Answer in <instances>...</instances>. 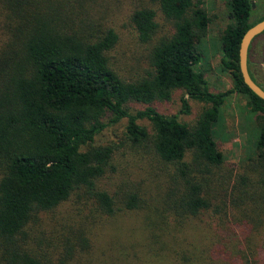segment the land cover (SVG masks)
Wrapping results in <instances>:
<instances>
[{
    "label": "trees",
    "instance_id": "obj_1",
    "mask_svg": "<svg viewBox=\"0 0 264 264\" xmlns=\"http://www.w3.org/2000/svg\"><path fill=\"white\" fill-rule=\"evenodd\" d=\"M251 1L226 0L232 87L213 92L199 66L205 0H131L134 75L113 62L121 36L107 12L120 0H0V264H264V100L239 69L241 38L264 18ZM177 91L180 113L204 104L192 124L154 106ZM234 93L251 127L249 163L232 174L214 135ZM123 119L120 141L98 140ZM125 148L148 155L150 181L117 179Z\"/></svg>",
    "mask_w": 264,
    "mask_h": 264
},
{
    "label": "rangeland",
    "instance_id": "obj_2",
    "mask_svg": "<svg viewBox=\"0 0 264 264\" xmlns=\"http://www.w3.org/2000/svg\"><path fill=\"white\" fill-rule=\"evenodd\" d=\"M252 1L255 10L254 15L252 16V19H254L258 14H261L264 11V7L261 5L260 0ZM130 2L131 0H120L119 6L121 7V10H117L113 6L114 9L112 12L107 13L110 15L109 18L113 21V25L118 29L121 36L119 44L112 53L114 65L120 69L122 74L134 75L135 73L140 72L141 68L144 66L142 60L144 51L143 46L137 42L134 30L128 23L127 13L129 11V5L132 6L133 4H130ZM205 7L212 20L209 25L207 37L203 42L198 43V48L202 52L199 66L206 71L205 76L211 91H225L232 87V79L229 71L225 70L221 64L222 54L219 46L218 33L221 29L225 28L230 21L227 16L228 10L226 7V0H205ZM114 12L116 13L115 15ZM159 15L161 16L160 13ZM160 16V32H171V25ZM260 40H264V33L259 35L251 45L248 53V67L252 77L264 87V75L260 76L259 73H254V62L257 57L255 44ZM262 63L264 64V60ZM180 94L181 92L177 91L170 101L156 102L154 103V106L160 112L177 114L179 120L192 124L204 104L190 100V112L187 114L180 113ZM246 103L247 98L245 95L236 93L231 94L222 107V118L215 126L214 137L219 149L225 157L223 165L225 168L232 170V174L236 173V171L241 168L244 170L245 168L243 166L249 163L247 158L250 150L248 148L247 132L248 128L251 127V119H249L248 116ZM143 108L144 105L140 103H129L130 112ZM140 123L151 132V123L148 120L142 119L140 120ZM124 125L125 120L123 119L116 124L104 128L99 135L98 140L104 142L120 141L122 139ZM123 151L124 149H120L119 157L116 162L119 168L117 179H120L123 176H126L127 179L130 176L132 180H139L147 177V181H150L153 177L151 174H148V155L144 156L141 153L131 152L128 148H125L126 153L123 155ZM130 152L133 155H130ZM121 170H123V172ZM108 184H113V182L108 181ZM65 212L66 207H63L56 212L55 216L62 217ZM52 214L50 213L46 221L53 217ZM111 225L115 226V224Z\"/></svg>",
    "mask_w": 264,
    "mask_h": 264
},
{
    "label": "water",
    "instance_id": "obj_3",
    "mask_svg": "<svg viewBox=\"0 0 264 264\" xmlns=\"http://www.w3.org/2000/svg\"><path fill=\"white\" fill-rule=\"evenodd\" d=\"M254 7L253 1H251ZM264 31V18L251 27H249L243 34L239 45V69L244 83L249 89L258 97L264 100V88L258 85L257 82L251 77L248 68V49L252 40Z\"/></svg>",
    "mask_w": 264,
    "mask_h": 264
},
{
    "label": "flooded vegetation",
    "instance_id": "obj_4",
    "mask_svg": "<svg viewBox=\"0 0 264 264\" xmlns=\"http://www.w3.org/2000/svg\"><path fill=\"white\" fill-rule=\"evenodd\" d=\"M255 50H257V57H256V61L254 62V67H255L254 73L256 74L259 73L260 76H263L264 75V64L262 62L264 60V40H260L256 42Z\"/></svg>",
    "mask_w": 264,
    "mask_h": 264
}]
</instances>
